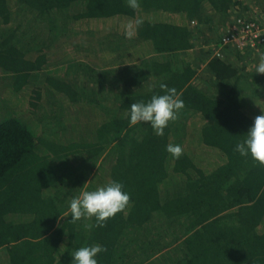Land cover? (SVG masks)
Segmentation results:
<instances>
[{
    "label": "trees",
    "instance_id": "obj_1",
    "mask_svg": "<svg viewBox=\"0 0 264 264\" xmlns=\"http://www.w3.org/2000/svg\"><path fill=\"white\" fill-rule=\"evenodd\" d=\"M238 6L0 0V250L9 264H71L74 250L95 244L106 249L98 264H164L150 259L164 251L165 264H264V165L234 151L264 100L245 98L247 76L228 53H203V76L185 55ZM88 21L104 32L105 65L119 69L98 73L81 63L91 51L67 54L69 30ZM83 71L100 79L99 91L84 86ZM110 75L117 80L103 78ZM162 83L184 108L157 136L149 124L131 125L128 112L163 95ZM168 144L182 147L178 159ZM91 176L90 191L118 181L130 195L103 227L95 217L71 222L70 200Z\"/></svg>",
    "mask_w": 264,
    "mask_h": 264
},
{
    "label": "clouds",
    "instance_id": "obj_2",
    "mask_svg": "<svg viewBox=\"0 0 264 264\" xmlns=\"http://www.w3.org/2000/svg\"><path fill=\"white\" fill-rule=\"evenodd\" d=\"M127 5L133 10L139 9L140 0H127ZM255 73L264 74V54L258 58ZM160 88L164 91L163 95H153L146 103H133L128 112L131 125L149 124L157 136L164 135L169 122L175 121L184 108V102L177 95L175 88H169L163 83ZM166 151L177 159L183 153L179 144L166 145ZM234 151L241 157L250 156L264 165V112L254 118L244 139L236 144ZM123 188L122 183L112 181L93 191H81L69 203L71 222L95 217L96 226L103 227L109 218L123 211L128 205L130 195ZM104 251L106 249L99 244L80 247L70 254L71 264H98L97 256Z\"/></svg>",
    "mask_w": 264,
    "mask_h": 264
},
{
    "label": "rangeland",
    "instance_id": "obj_3",
    "mask_svg": "<svg viewBox=\"0 0 264 264\" xmlns=\"http://www.w3.org/2000/svg\"><path fill=\"white\" fill-rule=\"evenodd\" d=\"M239 1L241 2L242 6H238L236 9L231 10L230 16L231 15L245 16V14L249 15L251 3L253 2L256 3L257 0H239ZM90 25H92V22L88 21L87 23L83 22V24H81L80 27H83V28H76V26L74 27V25L71 27V30H69V33L66 35L65 38L67 40L74 41V49L71 52L68 51L67 54H69L71 57L75 56V59H78L80 54H82L83 52L87 53V50H88V51H91L90 54H92V59L88 57H84L87 60L81 63L83 64L86 63L90 67L93 66L97 70L98 73H104L105 71L103 70L119 69V67L112 68L111 66L105 65V62L103 61V56L106 53L107 54H110V53L108 52L109 51L108 46L107 45L102 46L99 41L102 38L104 32L101 30L97 31L95 29H90L88 27ZM191 26L194 27L195 25L191 24ZM45 27L46 28L44 27L42 28L44 31H46L44 32L45 36H47L48 34L50 35V31H48L49 26L46 25ZM211 27L213 28V30L212 28L207 27L202 31L201 34H198V35L195 34L196 36L194 37V40H193V44H194L193 49L191 51L185 52V55L188 59H190L194 64L200 66L198 68V74L200 76L204 75V73L202 72L203 71L202 67H201V64H202L201 57L202 55H204L203 53L207 52L209 53V57H213V53L211 51L212 45H215V43L218 42V40H220V38L224 34V26H221L218 24H211ZM193 30L195 31L196 29L193 28ZM86 42H88L89 44ZM226 51L227 52L225 54L228 53L227 54V58H228L227 60H229L228 62H230L233 66L239 67L245 71V74L247 76L245 77L247 80V85H246L247 91L244 92V94L246 95L245 98L247 100L251 98L252 103L257 102V100H260V99L264 100V74L255 73V67H256L258 58L260 55H262V53L261 52L251 53V52H248V50H244L242 52L239 49L232 48V47H228ZM245 54H248V56H245ZM138 63L130 64V65L128 64V65L133 66V65H137ZM85 72L86 71H83V75L79 74V77L80 79H82L84 86L89 87L90 89L92 88V90L94 87L96 91H99L101 89L100 79L99 80L96 79L93 82L91 81L90 77H88L87 75H84ZM106 77H109L108 80L109 79L112 81L117 80V75L105 76L103 78H106ZM253 110H255L257 116L262 114V112H264V109L262 107H258V108L256 107ZM191 122H193L194 126H196V124L198 123L197 120H192ZM50 125L51 123L48 124V127ZM189 125L192 126L191 123ZM51 127H53V125ZM47 131H48V128H47ZM108 168H109V162L106 160L102 166V170L107 171ZM96 171L97 170L93 171L92 176L96 175L95 174ZM99 175L101 177L102 175L101 171L99 172ZM92 176L89 178L88 182L85 184V188H83L81 191H90V186L92 185V183H96L94 182L95 178H93V180L91 181ZM161 225H164V224H161ZM160 227L169 230L167 226L165 227L160 226ZM164 248H165L164 250H168L172 252L171 250L172 245L168 247L164 246ZM164 252H161L156 257H151L150 259L153 260V259L158 258L157 260L163 261L165 264L166 261H165L164 255L168 254V252L167 253H164ZM0 264H9V255L7 253V250H4V249L0 250ZM152 264H159V263L154 262Z\"/></svg>",
    "mask_w": 264,
    "mask_h": 264
},
{
    "label": "built area",
    "instance_id": "obj_4",
    "mask_svg": "<svg viewBox=\"0 0 264 264\" xmlns=\"http://www.w3.org/2000/svg\"><path fill=\"white\" fill-rule=\"evenodd\" d=\"M224 25V34L212 45L213 56L223 57V51L228 47L240 51L264 54V0H257L250 5L249 15L230 16ZM191 24L194 25L192 22Z\"/></svg>",
    "mask_w": 264,
    "mask_h": 264
},
{
    "label": "crops",
    "instance_id": "obj_5",
    "mask_svg": "<svg viewBox=\"0 0 264 264\" xmlns=\"http://www.w3.org/2000/svg\"><path fill=\"white\" fill-rule=\"evenodd\" d=\"M226 52H227V51H224V52H223V55H225ZM222 58H223V57H222ZM225 61L227 62V61H229V60H225Z\"/></svg>",
    "mask_w": 264,
    "mask_h": 264
}]
</instances>
